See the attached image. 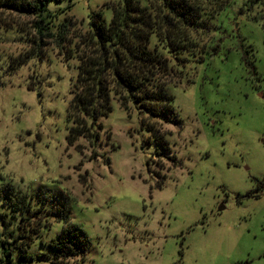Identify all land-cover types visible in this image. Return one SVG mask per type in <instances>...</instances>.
Wrapping results in <instances>:
<instances>
[{
  "label": "rangeland",
  "instance_id": "374dc122",
  "mask_svg": "<svg viewBox=\"0 0 264 264\" xmlns=\"http://www.w3.org/2000/svg\"><path fill=\"white\" fill-rule=\"evenodd\" d=\"M119 1L50 2L51 11L73 4L61 16L71 20L63 47L49 41L42 59L18 68L11 65L34 45V19L0 9V263L49 264L48 244L65 226L50 218L33 258L13 250L9 263L2 241L5 221L8 231L18 227L12 188L34 209H70L89 241L74 264H264L261 8L234 0L216 18L212 40L204 38L210 48L170 78L173 124L112 98L96 144L71 145L78 62L66 52L79 49L92 14L109 23L107 4ZM154 121L159 139L148 129Z\"/></svg>",
  "mask_w": 264,
  "mask_h": 264
},
{
  "label": "trees",
  "instance_id": "16d2710c",
  "mask_svg": "<svg viewBox=\"0 0 264 264\" xmlns=\"http://www.w3.org/2000/svg\"><path fill=\"white\" fill-rule=\"evenodd\" d=\"M52 1L65 0H0V9L34 19V45L28 53L17 57L11 67L23 66L33 58L42 59L49 41L63 47L71 20L61 16L71 11L73 4L51 11L48 5ZM233 1L121 0L107 4L113 11L109 23L101 12L92 14L89 31L78 37L79 49L73 50L74 55L69 49L65 55L67 60L76 58L78 62L68 115L72 123L67 137L69 144L74 145L80 138L96 144L99 130H103L100 119L112 111V98H117L125 108L135 104L150 119L162 117L173 124L174 96L167 91L169 80L210 48L204 38L212 40L216 18ZM244 4L251 11L261 8L257 10V18L264 16V0H245ZM156 122L149 124L148 129L159 139L162 134ZM165 148L170 151L168 146ZM8 190L15 196L12 209L18 221L17 229L10 231L4 222L3 254L9 263L13 250L20 251L23 261L33 258L31 246L42 229L50 228L52 217L64 221L65 226L48 244L52 253L44 257L49 264H74L75 258L83 257L89 241L85 231L71 222L66 205L34 209L27 194ZM41 243L45 244L42 239Z\"/></svg>",
  "mask_w": 264,
  "mask_h": 264
}]
</instances>
